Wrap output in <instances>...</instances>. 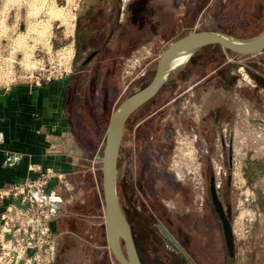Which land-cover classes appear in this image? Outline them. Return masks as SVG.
Returning <instances> with one entry per match:
<instances>
[{"label":"flooded vegetation","instance_id":"obj_1","mask_svg":"<svg viewBox=\"0 0 264 264\" xmlns=\"http://www.w3.org/2000/svg\"><path fill=\"white\" fill-rule=\"evenodd\" d=\"M211 1L86 0L74 21V66L70 70L73 79L72 98L76 96L86 102V111L91 118L104 119L107 106L115 102L128 83L136 81L142 70L138 68L127 79L121 78L122 74L115 72L114 63L104 64L97 59V55L120 52V41H131L137 48L136 42L139 40H169L191 28H202L209 16L208 5ZM217 1L220 15L222 19L227 18V23L231 25L234 20V25L238 26L251 24L256 10L253 0ZM109 39L115 46L114 50L104 47ZM261 56L264 58V51ZM88 64L89 71L85 72ZM199 68L202 71V65ZM257 69L248 71L253 80L248 87L243 86L244 83L238 86L233 81L214 84L205 80L197 81V78L202 77V72L195 80L175 81L169 84L176 89H173L172 95L167 97L168 92L156 91L124 119L119 142L124 160L123 216L129 225L135 248L140 252H148L160 264H236L233 258L237 244L235 237L240 225V220L236 218L238 206L245 202L256 213L252 214L251 223L243 228L245 232L254 230L257 221L264 222V188L259 184L261 176H264V158L251 156L249 146L243 149V155L235 158L233 154L240 133L249 132L246 128H238V100H251L246 110H253L255 91L264 89V74ZM213 88H216L215 92L220 97L206 98L203 103L201 98L198 114L194 112L195 108H189L185 110L189 113H179L181 118L177 119L175 126L170 124L172 130L176 131V127L180 126V130L185 132L179 134V139L171 134L170 129L161 134L164 122L160 120L166 114L163 111L167 108L164 106L167 101L172 100L171 104H174L179 99L178 95L184 93L201 97L202 94L212 93ZM202 104L205 105L203 114ZM177 110L182 111L181 108ZM158 123L162 124L155 127ZM250 123L264 130L261 120L251 117ZM187 146L196 152L192 165L199 176L200 193L196 208L189 206L186 194L188 182L171 178L170 172L166 170L184 166L181 152ZM172 149L180 153L179 157L173 156L176 153L171 152ZM130 157L132 168L128 165ZM214 160L218 162L217 180L213 175ZM150 163L154 165L153 185L150 182ZM255 181H258V185ZM145 184L152 185L153 198L147 194ZM165 199L171 201L172 205L166 206ZM243 218L247 219V216ZM219 248H223L225 256L212 254ZM248 264L255 263L250 261Z\"/></svg>","mask_w":264,"mask_h":264},{"label":"crops","instance_id":"obj_2","mask_svg":"<svg viewBox=\"0 0 264 264\" xmlns=\"http://www.w3.org/2000/svg\"><path fill=\"white\" fill-rule=\"evenodd\" d=\"M170 40H139L136 42L137 48H134L131 41H120V52H103L97 55V59L111 65L118 62L117 57L148 55L144 65L151 58L155 60L156 52ZM160 41L165 43L159 44ZM154 44L155 51L150 52L148 49L152 50ZM207 44L211 43L198 46L183 60L184 62L176 64L185 63L182 72H191L186 81L195 80L202 72V77L197 78V81L205 80L209 84L233 81L241 86L244 82L236 76L238 69L242 67L241 64L248 68L247 72L251 66L261 69L264 67L263 57L239 60L255 53L235 58L233 52L221 46L220 55L206 48L196 52V49ZM104 47L113 50L115 48L110 39ZM263 51L264 49L256 53ZM227 52L231 53L230 56ZM208 55L212 57V61L207 63L208 59L205 57ZM238 62L240 64L235 65ZM201 65L202 71L199 68ZM85 68L84 71L88 72L89 64ZM72 83V74L68 72L39 84L15 79L0 86V185L33 175L36 170L28 169L29 163L39 167L50 166L54 170L62 171L65 176V183L51 177L44 187V195L52 204L49 223L54 241L49 260L42 264H53L58 255L61 257H57V264H95L91 247L96 245L91 241L82 240L86 227L80 220L89 216L95 217L102 211L101 193L97 190L93 167L95 153L98 152L96 149L102 145L104 135L98 133L100 120L88 115L86 102L76 96L72 98ZM79 85H83L81 80ZM212 90L210 94H202V103L206 98L220 97V94L215 92L216 88ZM9 199L5 196L0 198V209ZM67 238L70 239L68 243L64 242ZM100 244L106 247L102 250L100 261L102 264H111L112 254L106 241H101Z\"/></svg>","mask_w":264,"mask_h":264},{"label":"rangeland","instance_id":"obj_3","mask_svg":"<svg viewBox=\"0 0 264 264\" xmlns=\"http://www.w3.org/2000/svg\"><path fill=\"white\" fill-rule=\"evenodd\" d=\"M86 0H0V86L5 84L11 80L15 79H31L36 77H44L45 75H57V72L61 69V58L58 56V46L65 44L63 48L66 51L67 57H69L71 53L72 36L74 33V21H76L77 12L84 5ZM256 6L255 13L253 14L251 24L249 26H238L234 25V20L231 21V25L227 23V18L222 19V15L219 12V3L217 0H212L209 3L210 11L208 19L206 20V24L202 25V27H210L212 29H216L225 33H231L237 38L247 39L253 37L257 33H259L264 26V4L263 0H253ZM233 13V12H232ZM231 13H229L230 15ZM238 14V13H237ZM232 16H235L231 14ZM250 21V20H249ZM160 43H165V41H160ZM202 48H206L207 50H211L212 53L216 55H220L221 47L218 44H207L205 46H201L196 49V52L202 51ZM154 49V50H153ZM151 50L155 51V44ZM64 53V51H61ZM230 56L231 53H226ZM260 54V55H259ZM262 53H255L254 55H249L245 58H241L239 60L244 61L248 59L261 58ZM207 63L212 61V57L208 55L205 57ZM216 58V56H215ZM214 58V59H215ZM118 62L114 64L115 72L122 74L121 78H128L133 71L138 68H141L142 73L139 77L136 78V81H131L128 83L124 91L120 94V96L115 100V102L111 105L107 106V113L104 119H100L98 121L99 129L98 133L104 135L105 126L107 123L108 115L113 107L121 100L124 96L132 92L133 90L140 87L144 84L151 76L154 58L144 64L143 63L148 59V55L141 57L136 54L134 56L127 57H117ZM261 60V59H260ZM202 61V57H201ZM202 63V62H201ZM264 63V61H263ZM185 63H179V65H175L171 67L166 79L163 83L160 84L157 92L166 91L168 94L167 97L172 95L175 88L173 85H169L170 83H175L176 80L186 81L187 78L191 76V72L183 73V66ZM240 64L235 63V65ZM73 56L71 57L69 66H65V73L70 72L73 68ZM236 73L238 80L244 82L243 86H251L249 85L253 80L251 75L248 74L246 66L242 65ZM250 66V65H249ZM252 68L249 71L253 72L258 67L251 66ZM259 71L264 72L263 69L258 68ZM257 69V70H258ZM62 70V72H64ZM249 75V76H248ZM119 79V77H118ZM125 81V80H124ZM188 82V81H187ZM174 89V90H173ZM155 91V92H156ZM189 91V89H187ZM258 92V93H257ZM178 101H175L174 104H171L172 100L167 101L164 106L167 107L163 113H166L164 119H161L160 122H164L161 127H163V131L161 134L166 132V130H171V134L174 135L177 139L180 138L179 134H184L185 132L180 130V126L176 127V131L172 130V126L170 124H174L175 126L178 122L177 119L181 118L182 114H187L185 110L189 108H195V111L198 114L199 108V100L201 99L199 96H194L192 94L184 93L183 95H178ZM189 101L191 104H189ZM251 102V100H249ZM248 100L245 98H240L238 100V128L239 129H248V133H240L241 135L238 137V146L233 152L234 157L236 158L238 155H243L245 148L249 146L250 155L254 158H264V130L259 129L260 127L256 126V124L250 123V118L253 117L255 120H261L264 123V89L259 91H255L254 95V109L246 110V107L249 104ZM144 103V102H143ZM249 104V105H248ZM205 106V105H204ZM204 106L202 104V114ZM181 108L182 111H178L177 109ZM159 110V109H158ZM156 110L155 112H158ZM162 113V112H161ZM177 114V115H176ZM196 115V114H195ZM249 120V124L247 123ZM162 123L156 124L160 125ZM154 126V125H153ZM150 127V126H149ZM152 127V126H151ZM150 127V128H151ZM160 127V126H159ZM167 131V132H168ZM177 131H180L179 133ZM120 142V140H119ZM175 142V141H173ZM177 143V141L175 142ZM102 144V143H101ZM261 144V145H260ZM260 145V146H259ZM253 147V149H252ZM101 145L96 151H100ZM175 151L174 149L171 150ZM183 158H184V166L182 167H174L166 168L167 172L169 171L171 174V178H176L178 180H185L186 183V194L189 199V206L196 208L197 200H198V179L199 176L196 171V167H192L196 152L187 146L182 149ZM176 155H173L175 158L179 157V152L175 151ZM189 157H188V156ZM172 156V154H171ZM122 153L120 149V145L118 144L116 160H115V172H114V188L116 192V198L118 201V205L120 207L121 212H123L125 200L123 188H122V175L124 173V160L122 158ZM155 158V155H154ZM192 159V162H191ZM190 161V164H187ZM214 162L213 175L215 180H217L218 175V167L216 160ZM129 167L132 168L131 157L129 160ZM150 172V182L152 185L154 184V165L150 163L149 166ZM128 169L126 170V172ZM174 171V172H173ZM93 172L95 174L97 180V190L101 193L100 189V181H99V160L95 158ZM184 177H180L183 176ZM264 176H261L260 186L264 188ZM204 178L202 177V193H203V185ZM255 184L258 185V181H255ZM152 185L145 184V190L149 197L152 196ZM177 194V192H176ZM101 196V204H102V195ZM177 195H175L176 197ZM133 197V196H130ZM197 198V199H196ZM196 199V200H195ZM166 206H171L172 203L168 199L164 200ZM103 208V206H102ZM257 209V208H256ZM255 209V210H256ZM237 216L236 218L240 220V225L238 227V235L235 237V242L237 243L235 246V256L233 258V262L236 264H248L250 261L255 264H264V222L260 220L257 221L256 226L251 230L250 233H247L243 230L245 226L251 223L252 214H256L252 206H248L245 202L241 203V205L237 208ZM124 214V212L122 213ZM243 216H247V219H244ZM258 216V215H257ZM250 219V221H248ZM90 220V221H89ZM82 225H85V230L83 231L84 236L82 237L83 241H91L95 243L96 246H92V252L94 255V263L102 264L101 255L102 250L105 247L104 244H100L101 241L105 240L104 236V228H103V215L102 211L97 216H89L86 217L85 220H80ZM66 238V237H64ZM70 239H65L64 242L68 243ZM260 247V248H255ZM262 247V248H261ZM137 249V248H136ZM138 250V249H137ZM217 251V252H216ZM109 252V250H108ZM213 255L221 256L224 255L223 248L216 249ZM61 255L56 256V259L53 261V264H57ZM230 256V255H227ZM138 257L142 264H160V261L149 255L148 252H140L138 250ZM253 258H255L253 260ZM111 264H117L114 260V257L111 255ZM230 261V260H229ZM164 264V263H163ZM166 264H170L167 263Z\"/></svg>","mask_w":264,"mask_h":264},{"label":"water","instance_id":"obj_4","mask_svg":"<svg viewBox=\"0 0 264 264\" xmlns=\"http://www.w3.org/2000/svg\"><path fill=\"white\" fill-rule=\"evenodd\" d=\"M206 43H216L233 52L235 58H241L264 49V26L259 33L247 39H240L216 29L186 30L156 52L150 78L119 100L109 113L101 149L95 153V158L99 160L100 167L105 241L112 256L120 264H142L129 225L118 205L114 188L115 160L124 119L130 111L153 95L171 67L183 61L195 48ZM166 235L169 237L167 233Z\"/></svg>","mask_w":264,"mask_h":264},{"label":"built area","instance_id":"obj_5","mask_svg":"<svg viewBox=\"0 0 264 264\" xmlns=\"http://www.w3.org/2000/svg\"><path fill=\"white\" fill-rule=\"evenodd\" d=\"M64 45L58 46L61 69L57 75L24 80L39 84L64 74V67L69 66L73 55L72 43L69 57L65 54ZM27 168L36 172L0 185V198H10L0 209V264H42L51 255L54 241L49 223L52 204L44 195V187L51 177L65 183V176L62 171L54 170L50 166L39 167L29 163Z\"/></svg>","mask_w":264,"mask_h":264},{"label":"trees","instance_id":"obj_6","mask_svg":"<svg viewBox=\"0 0 264 264\" xmlns=\"http://www.w3.org/2000/svg\"><path fill=\"white\" fill-rule=\"evenodd\" d=\"M143 85V84H142ZM115 260V259H114ZM116 261V260H115ZM117 262V261H116ZM117 264H120L119 262H117Z\"/></svg>","mask_w":264,"mask_h":264},{"label":"bare ground","instance_id":"obj_7","mask_svg":"<svg viewBox=\"0 0 264 264\" xmlns=\"http://www.w3.org/2000/svg\"><path fill=\"white\" fill-rule=\"evenodd\" d=\"M184 62V61H183ZM176 65V64H175Z\"/></svg>","mask_w":264,"mask_h":264}]
</instances>
